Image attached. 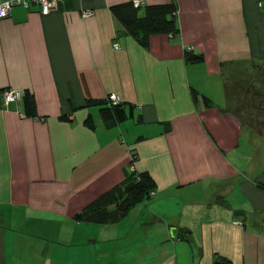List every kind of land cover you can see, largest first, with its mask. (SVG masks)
<instances>
[{"label":"crops","instance_id":"1","mask_svg":"<svg viewBox=\"0 0 264 264\" xmlns=\"http://www.w3.org/2000/svg\"><path fill=\"white\" fill-rule=\"evenodd\" d=\"M129 2L0 18V264H264V171L249 176L223 88L229 68L264 62V0H141L140 16L175 9L176 33L146 46L113 13ZM5 89L28 91L35 114L23 98L6 108ZM111 94L133 109L107 127L86 104ZM131 165L155 188L123 211Z\"/></svg>","mask_w":264,"mask_h":264},{"label":"trees","instance_id":"2","mask_svg":"<svg viewBox=\"0 0 264 264\" xmlns=\"http://www.w3.org/2000/svg\"><path fill=\"white\" fill-rule=\"evenodd\" d=\"M113 13L119 19L124 29L128 34L133 36L141 45L146 46L148 43V38L152 34L156 33H176V22L174 17L175 9L172 5H152L147 6L144 9V13L142 16L138 14V9L133 7L129 2L128 4L118 5L112 8ZM185 61L187 63H201L204 61L203 55H193L190 51L185 53ZM259 76V75H258ZM259 81L263 82L264 79L260 78ZM249 86L246 88V92L248 93L250 90L258 96V98L264 99V86L263 89H257L255 84L252 81L248 82ZM224 93L231 104L233 103L234 108L230 107L231 113L238 119L241 118V114L245 107L249 110L248 114H250V104L248 99L246 101H240L239 95V79L230 78L228 79L226 76L224 78L223 83ZM193 99L196 101L198 99V94L193 91L192 92ZM205 105L209 106L211 103L206 97H202ZM23 104L25 107L26 114L29 116H33L35 114V101L33 96L25 91L23 94ZM87 106H98L99 113L102 117L104 124L107 127L114 125L117 122L124 121L131 115V110L133 107L131 105L125 108L124 104L110 103L107 98L105 101L97 100V101H88ZM259 109H263L264 107L261 103L257 105ZM86 123L91 127V118L88 117ZM251 130V127L248 126ZM252 131V130H251ZM134 161V160H133ZM128 187H125L123 191L125 192L126 197L123 199V196H117L113 199V201L118 204V209L127 211L129 207L134 205L135 203L141 201L143 198H147L153 194L155 183L147 174L139 173L138 171H129L128 177ZM257 186L264 190V184L258 183ZM111 195V194H110ZM110 195L107 196L108 200L111 201ZM95 208V206H92ZM76 219L78 220H88L86 217V213H78L76 214ZM106 219L105 216H98L97 221L103 222ZM213 264H233L232 261L226 257L216 255Z\"/></svg>","mask_w":264,"mask_h":264},{"label":"rangeland","instance_id":"3","mask_svg":"<svg viewBox=\"0 0 264 264\" xmlns=\"http://www.w3.org/2000/svg\"><path fill=\"white\" fill-rule=\"evenodd\" d=\"M143 12L140 10L139 13ZM225 75L228 79H239V95L240 101L248 99L250 104L251 113L245 107L243 109L241 118L239 119L243 127V135L240 141V150L246 151L251 162L250 177H257L264 171V113L263 109H259L257 105L261 103L264 107V99L258 98L253 90L246 92L248 82L252 81L255 87L263 89V82L259 81L260 78L264 79V62H260L254 65L245 64L235 68H229ZM259 75V76H258ZM230 104V103H229ZM231 108H234L233 103L230 104ZM251 127V130L248 128Z\"/></svg>","mask_w":264,"mask_h":264},{"label":"built area","instance_id":"4","mask_svg":"<svg viewBox=\"0 0 264 264\" xmlns=\"http://www.w3.org/2000/svg\"><path fill=\"white\" fill-rule=\"evenodd\" d=\"M258 5H261L263 0H256ZM59 0H4L0 4V18L8 16L11 8L16 5H20L23 7H29L30 5H38L40 8L41 14H48L52 10L56 9ZM131 4L134 7H140L142 5L141 0H131ZM88 12H84V15H88ZM117 47V45H114ZM23 92L19 90L13 89H5L1 91V95L3 97V104L7 108L10 104L16 103L23 98ZM107 100L112 104L119 103V99L115 94H111L107 97ZM133 165V164H132ZM130 166V170L134 171L133 166ZM235 224L239 225V221H235Z\"/></svg>","mask_w":264,"mask_h":264}]
</instances>
